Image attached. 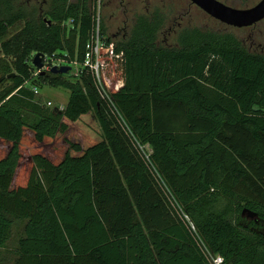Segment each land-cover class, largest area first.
<instances>
[{
	"label": "trees",
	"instance_id": "1",
	"mask_svg": "<svg viewBox=\"0 0 264 264\" xmlns=\"http://www.w3.org/2000/svg\"><path fill=\"white\" fill-rule=\"evenodd\" d=\"M14 1L0 0V251L19 221L10 264H208L92 75H34L37 53L83 60L89 0H49L43 16ZM158 29L139 16L107 37L102 81L208 247L264 264V56L199 28L158 46ZM46 86L68 91L63 110L32 90Z\"/></svg>",
	"mask_w": 264,
	"mask_h": 264
},
{
	"label": "rangeland",
	"instance_id": "2",
	"mask_svg": "<svg viewBox=\"0 0 264 264\" xmlns=\"http://www.w3.org/2000/svg\"><path fill=\"white\" fill-rule=\"evenodd\" d=\"M219 1L233 8L245 9L254 6L260 0ZM88 2L91 10L97 9L98 0ZM48 6L49 0L14 1L15 8L22 7L29 12L34 10L38 16H43ZM139 16H147L159 22L156 41L158 46L177 47L178 36L182 30L199 28L208 32L232 34L247 51L264 56V19L251 26L235 27L213 18L190 0H101V21L105 26V37L116 41L126 39ZM23 25L24 21H19L10 27L5 38L16 33ZM68 77L75 80L77 75L70 73ZM68 95L67 90L48 86L39 91L41 100L51 101V107L64 105ZM22 231L23 224L15 221L11 237L0 251V264H10L14 260Z\"/></svg>",
	"mask_w": 264,
	"mask_h": 264
},
{
	"label": "built area",
	"instance_id": "3",
	"mask_svg": "<svg viewBox=\"0 0 264 264\" xmlns=\"http://www.w3.org/2000/svg\"><path fill=\"white\" fill-rule=\"evenodd\" d=\"M99 1V5L97 9L93 10V25L91 28L90 36L88 41L85 45V53L82 61L77 59H71L68 54H64L63 56H50V55H42V67L37 68L34 73L36 76L42 71H49L52 67L63 66L67 65L71 67L69 71L72 74H76L78 76L81 69L87 70L93 77L95 86L97 91L101 97V99L105 100L111 111L114 113L117 119V124L121 128V130L127 135L130 139L132 145L139 153L140 157L143 159L145 165L147 166L148 170L150 171L153 179L155 180L157 186L161 190L164 195L165 200L167 201L169 207L171 208L172 212L179 218L180 221L186 226L188 231L190 232L196 246L208 262V264H227L224 260V257L218 253H214L206 244L202 236L200 235L196 225L192 221L189 214L184 210V208L180 205L177 201L176 197L174 196L173 192L167 185L166 181L162 177L161 173L157 169L156 165L153 163L151 159L152 149L147 144H142L135 136L131 128L128 126L127 122L125 121L124 117L121 115L119 110L114 104L112 99L111 93L105 84L102 81L101 77V55L106 50V41L104 34H102V21H101V0ZM72 20H69L68 23H71ZM35 55H33L34 57ZM32 90L35 94H39V89L33 87ZM47 106H52L51 101L46 102ZM64 105L53 106L57 107L58 110H63Z\"/></svg>",
	"mask_w": 264,
	"mask_h": 264
},
{
	"label": "water",
	"instance_id": "4",
	"mask_svg": "<svg viewBox=\"0 0 264 264\" xmlns=\"http://www.w3.org/2000/svg\"><path fill=\"white\" fill-rule=\"evenodd\" d=\"M199 8L204 10L213 18L235 27L251 26L264 19V0H260L254 6L245 9L233 8L224 4L219 0H190ZM42 54L37 53L33 57V65L37 68L42 67ZM71 70L70 66L63 65L60 67L54 66L50 72L53 74L68 73ZM13 75V74H12ZM244 218L258 222L257 215L247 208L241 212ZM264 235V233H263Z\"/></svg>",
	"mask_w": 264,
	"mask_h": 264
}]
</instances>
